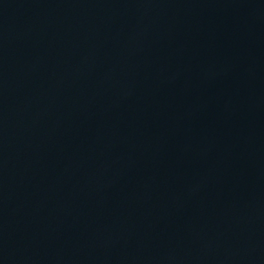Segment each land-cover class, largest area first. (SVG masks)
I'll return each instance as SVG.
<instances>
[{"label": "water", "instance_id": "95a60500", "mask_svg": "<svg viewBox=\"0 0 264 264\" xmlns=\"http://www.w3.org/2000/svg\"><path fill=\"white\" fill-rule=\"evenodd\" d=\"M0 264H264V0H0Z\"/></svg>", "mask_w": 264, "mask_h": 264}]
</instances>
